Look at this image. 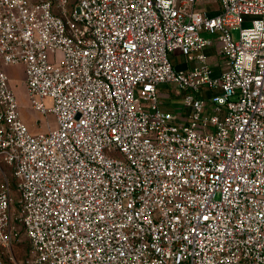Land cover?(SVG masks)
<instances>
[{"label": "built area", "instance_id": "2783aa9c", "mask_svg": "<svg viewBox=\"0 0 264 264\" xmlns=\"http://www.w3.org/2000/svg\"><path fill=\"white\" fill-rule=\"evenodd\" d=\"M207 1L0 0V264H264V0Z\"/></svg>", "mask_w": 264, "mask_h": 264}, {"label": "rangeland", "instance_id": "374dc122", "mask_svg": "<svg viewBox=\"0 0 264 264\" xmlns=\"http://www.w3.org/2000/svg\"><path fill=\"white\" fill-rule=\"evenodd\" d=\"M210 1L212 0H208L207 2ZM207 7L211 8V3H208ZM172 54H174V56ZM172 54H171L172 60L176 61L175 55H177L178 52H174ZM182 60L185 62V58L183 56H182ZM3 68L9 77L11 87L13 88V90L15 91L18 97L22 114L24 116L25 122L29 125L30 129L34 133L47 130L49 123L52 128H55L57 126V123L54 114H49L48 116H44L31 107L26 90L25 65L23 63L5 64L3 65ZM159 91H160V99L163 107L165 109L173 111L174 114H176V116L182 117L186 112L184 110V106L182 103L183 92H181V90H179V88H177L176 85L173 83L159 84ZM46 102L47 104H49L50 99H47ZM36 122L38 123L36 128L37 130L34 131L32 128L35 127L34 124H36ZM4 169L7 173L9 181L12 183L13 187H15L19 182V179L14 176L9 166L4 164ZM2 180H3V174L0 170V182ZM18 200H19V193L17 190L13 189L12 207H11L13 217H15V215L19 213ZM12 223L17 229H21L20 223L17 219L16 220L14 219ZM21 239H22L21 242L15 246L16 258L20 264H28L27 258L29 257V253H30V244L23 233L21 234ZM2 264H14V263L9 261L7 258H3Z\"/></svg>", "mask_w": 264, "mask_h": 264}, {"label": "crops", "instance_id": "0c3cea01", "mask_svg": "<svg viewBox=\"0 0 264 264\" xmlns=\"http://www.w3.org/2000/svg\"><path fill=\"white\" fill-rule=\"evenodd\" d=\"M218 8V4L216 3H212L211 4V8L212 11L213 10H216ZM219 41L218 40H215V44L211 47H208L206 49V53L208 54V59L210 61V63L214 66V68L216 69V71H219L221 70V68L223 67V58L221 57V55L219 54ZM174 53V52H173ZM172 54V53H171ZM174 56V54H172ZM182 56L179 52L177 55H175V59L176 61L175 62V65L177 67H184L186 66V63L182 60ZM37 122L35 125L34 128H32L34 131L37 130Z\"/></svg>", "mask_w": 264, "mask_h": 264}, {"label": "trees", "instance_id": "16d2710c", "mask_svg": "<svg viewBox=\"0 0 264 264\" xmlns=\"http://www.w3.org/2000/svg\"><path fill=\"white\" fill-rule=\"evenodd\" d=\"M15 188V187H14Z\"/></svg>", "mask_w": 264, "mask_h": 264}]
</instances>
